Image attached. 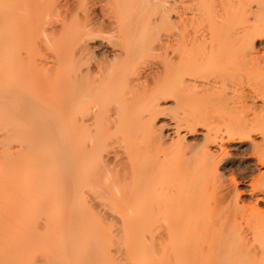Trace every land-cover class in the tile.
Listing matches in <instances>:
<instances>
[{
	"label": "bare ground",
	"instance_id": "obj_1",
	"mask_svg": "<svg viewBox=\"0 0 264 264\" xmlns=\"http://www.w3.org/2000/svg\"><path fill=\"white\" fill-rule=\"evenodd\" d=\"M219 2L221 5L224 3L225 9L220 21L227 27L226 29L231 27V31L227 32V38L221 41L223 46L234 53L239 65L247 67L244 68L248 74L250 73L249 77L252 78L248 79L251 82L255 79L253 81L255 83L257 80V86L258 83H262L259 89L262 88L264 91V54L257 48L264 46V0ZM91 40L85 41L84 53L107 48L98 40ZM4 42L6 44V41ZM90 42L93 44L92 47L88 45ZM181 43L188 49L193 48L195 42L188 40ZM256 44L259 46L256 47ZM126 51L124 53L119 51L121 53L117 57L121 58L124 55L127 57ZM258 76L263 80L257 78ZM51 85L55 96L43 101L47 112L40 131L30 129L23 148L20 146L15 151L9 149L0 136V264H199L201 259L200 264H206L207 260L203 263V258L210 256V262L211 257L216 256L214 254L216 252L219 253L217 257L223 258L221 254L226 252L224 248L227 249L225 259L230 258L227 264L231 263V260L234 261L232 264L235 262L243 264V258L249 264L251 261H248V257L249 260L254 258L252 264H256L257 262L254 263L256 257H259L256 260L258 261L264 256V211L257 207H249L250 212L245 214L234 201L233 204L236 205L233 206L231 203L233 207L227 202L231 208L227 209L225 205L227 193L224 189L225 184L223 185L224 182L221 181L223 174L220 173L221 170L218 172V166L224 157L227 158L230 154L229 150L239 151L247 146L246 150L249 151L247 156L254 159L259 168H263L258 169L259 174L250 181L248 192L254 197L257 205L264 204V116L256 115L237 123L230 120L227 124H221L219 120L207 121L201 114L183 113L185 103L182 105L180 100H175L173 103L175 108L183 111L172 117L169 114L168 119L166 113H163L173 109L167 104L169 100L155 95L145 104L146 108L139 123L145 128L146 135L149 133L150 136H155V132L159 131L157 123L162 119H168V124L161 127L166 128V137L171 139L173 144L179 143L178 153L171 156L170 153L163 152L161 140L165 137L158 133V136L157 134V137L155 136L157 139L155 145L153 143L152 146L144 145L143 140L141 144L144 147L142 145L137 149L119 147L112 156L109 153L103 158L101 148L94 138H90L86 145H79L74 141L70 149L60 135L62 142L60 141L59 145V83L54 81ZM78 99L83 101L81 95ZM261 99H264V94ZM80 100L78 102H81ZM241 102H235L240 106L233 102L232 106H235L233 110L236 111V107L243 108L245 103L243 102V105ZM262 103L263 109L264 100ZM78 121V129L90 131L91 127L96 125L97 115ZM201 127L202 131H199ZM255 133L261 136V143L252 138ZM188 137L200 142L188 143ZM184 147L189 150L183 151ZM248 151L244 153L248 154ZM15 158L20 163V167L17 164L18 172L10 166ZM114 169L119 180L108 183L109 177L104 174ZM218 173L221 174L220 178ZM110 178L113 179L112 176ZM126 180H129V183H126ZM118 182L125 183L121 185ZM120 186L126 187V192ZM136 186L140 188H135ZM17 187L19 189L15 190ZM173 189L177 193V199L173 197L176 194L173 193ZM70 191L71 201L65 205L69 200L67 197L70 194H67ZM150 191L157 195L149 193ZM148 193L149 196L150 194L157 196L151 197L155 198L151 205L157 209L156 213L152 211L154 209L151 210V213H155L152 217H157L153 223L147 220L151 215L148 212L150 204L146 202L149 198ZM129 195L135 197L138 204L126 207L125 200L128 204L132 199V197L127 199ZM160 197L164 198L161 202ZM90 198L99 199L102 206H108L113 212L110 216L116 223L123 224L126 220L125 215L131 214L129 218L130 216L133 218L131 211L134 213L140 209L141 215L137 217L139 213H136L134 216L141 219L139 221L132 219L135 223V220L137 223L141 220L139 227L129 222L132 226L128 229L121 226L117 230V226L107 225L110 223L103 220V216L99 218L92 212L93 210L91 211L88 204ZM129 202L131 204L135 200ZM18 203L21 206H18ZM17 207H21L20 212ZM127 210L131 211L125 214ZM76 212L77 218L74 215ZM147 212L150 215L147 216ZM75 218L76 223H73ZM150 224L153 227L160 225L157 236H153L152 233L149 236ZM112 227L116 229L113 230ZM233 246H236V249ZM127 247L129 257L125 255L127 251L124 252ZM222 247L224 250L218 251ZM117 254L125 255V261L121 256L118 258ZM229 255L241 261H236L237 259L234 260ZM224 260L221 262H226ZM221 262L220 264H223Z\"/></svg>",
	"mask_w": 264,
	"mask_h": 264
},
{
	"label": "rangeland",
	"instance_id": "obj_2",
	"mask_svg": "<svg viewBox=\"0 0 264 264\" xmlns=\"http://www.w3.org/2000/svg\"><path fill=\"white\" fill-rule=\"evenodd\" d=\"M223 6L224 3L221 5L219 0H0V136L2 141L6 142L9 149L15 151L20 146L23 148L30 129L35 132L40 131L47 112L43 101L54 98L51 85L54 81L59 83V145L63 138L65 141L63 142L72 149L74 141L79 145H86L90 138H94L93 140L101 148L99 149L102 157H106L105 155L109 153L112 156L115 149L119 147L137 149L142 144L155 145L158 133L165 137L161 140L163 152L175 156L180 150L179 143L173 144L171 139L166 137V128L161 126L168 124L170 116L181 114L183 109V113L201 114L207 121L219 120L221 124H227L230 120L232 123L235 121L237 123L244 118H253L256 115L264 116V106L263 109L261 107L264 91L262 88L259 89L262 83H258L257 86V80L255 83L253 82L255 79L251 82L248 78L252 77H249L250 73L248 74L245 70L247 67L239 65L238 58L221 42L227 38V32L231 31L230 25H228L230 28L226 29L227 27L220 21V16L225 10ZM88 39L98 40L107 48L93 50L94 53H84L85 41ZM168 40L171 42L167 43ZM188 40H194V47L185 49L181 42ZM258 44L256 47L259 46ZM88 45L93 46L91 42ZM257 48L264 54L263 45ZM125 50H127V57L124 55L118 58L117 55L121 53L119 51L124 53ZM78 74L80 77L83 75L82 82ZM80 95L83 101L78 99ZM155 95L162 99L167 98L169 100L167 104L173 108L163 113H166L168 119H162L160 123H157L159 131L155 132L156 137L150 136L149 133L146 135L145 128L139 123L146 108L145 104ZM79 100L81 102H78ZM175 100H180L182 105L185 103L183 109L175 108L173 104ZM237 101H242L241 103L244 102L245 105L243 104L244 107L241 105L243 108L236 107L235 111L232 103ZM236 103L237 106L239 103ZM89 107L91 109H88ZM252 107L257 109L253 110ZM88 112L91 115L88 116ZM96 115V125L91 127L90 131L77 128L78 120ZM199 131H202V127ZM256 134L252 138L257 143H261V136ZM143 140L145 143L141 144ZM187 140L191 144H194V141L200 142L190 137ZM246 147L240 149L241 151L229 150L230 154L227 158L224 157L226 163L223 159L218 166V172L221 170L220 173L223 174L221 181L224 182L225 193H227L226 208L231 209L229 205L233 207L237 204L240 209L242 208L241 212L245 214L250 212L249 207H257L264 211V204L258 203V206L254 197L248 192L250 181L259 174L258 169L263 170V168H259L256 161L248 157L249 151ZM188 150L187 147L183 148V151ZM245 151L246 153L248 151V154L244 153ZM12 161L10 166L16 171L17 164L20 167V163L16 158ZM115 173L116 169L107 174L105 172L104 175L109 177L108 183L117 182ZM220 173L218 177L221 176ZM127 182L129 183V180H126ZM143 184L140 186L144 187L145 184ZM120 187L122 190L126 189L124 186ZM149 193V198H146L148 200L146 202L150 204L148 212L151 213L154 209L152 211L156 213L157 209L151 205L155 201V198L151 197L155 195L149 196ZM173 193H176L174 189ZM67 195L69 200L68 202L66 200L65 205L71 201V191ZM131 197L129 195L127 199ZM161 197L165 196L161 195ZM161 197L159 202L164 199ZM173 197L177 199V193ZM134 198L129 200H135L131 204L129 201L127 204L125 200V206L138 204ZM99 201V199L90 198L88 204L95 215L99 218L103 216V220L110 223L107 225L113 224L118 227L117 230L121 226L125 229L132 225L139 227L141 220L137 222L141 218H135L138 213L137 217L141 215L139 207L138 210L134 209L137 210L134 213L131 211L133 208L125 211V214L131 211L133 218L131 216V219L129 218L131 214L125 215L126 222L122 224L116 223V220L110 216L113 213L112 210L108 206H102ZM233 201L236 204H233ZM17 205L21 206L19 203ZM17 210L20 212L21 207H17ZM148 212L147 216L150 215ZM155 213H151V217L149 216L147 220L153 223L157 219L156 216L152 217ZM74 215L76 217L77 212ZM76 218L73 223H76ZM132 219L138 221L135 220V223ZM149 226L151 227L149 236L151 233L157 236L160 225L153 227L150 224ZM223 247L218 251L226 250L224 254H221L225 259L227 249ZM229 249L228 252H230ZM126 251L127 253L124 254L129 257L128 247L124 252ZM216 253H214L216 256L211 257L210 262V256L204 259L202 255L203 263L207 260L206 264H220L224 259L217 257L219 253ZM125 255L117 254L116 256L123 257L125 261ZM257 258L259 257H256V260ZM260 258L263 259L264 256ZM227 259H225L226 262L221 263L230 262V258ZM245 259L247 260V257ZM249 259L248 261H251L249 264H252L254 258ZM261 259L255 260L254 263L260 264V261L263 263L264 259ZM242 260V263H247L244 258ZM201 261L202 259L199 262L202 263ZM233 262L231 260L229 264Z\"/></svg>",
	"mask_w": 264,
	"mask_h": 264
}]
</instances>
